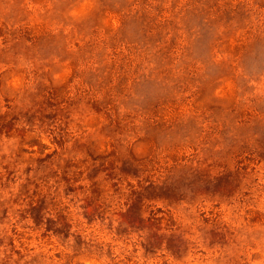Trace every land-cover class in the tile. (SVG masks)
<instances>
[{"label": "rangeland", "instance_id": "374dc122", "mask_svg": "<svg viewBox=\"0 0 264 264\" xmlns=\"http://www.w3.org/2000/svg\"><path fill=\"white\" fill-rule=\"evenodd\" d=\"M0 264H264V0H0Z\"/></svg>", "mask_w": 264, "mask_h": 264}]
</instances>
